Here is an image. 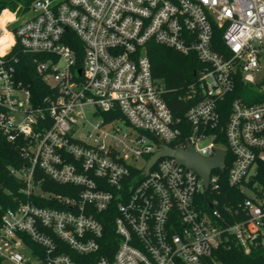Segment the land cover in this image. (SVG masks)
Returning <instances> with one entry per match:
<instances>
[{
	"label": "built area",
	"instance_id": "obj_1",
	"mask_svg": "<svg viewBox=\"0 0 264 264\" xmlns=\"http://www.w3.org/2000/svg\"><path fill=\"white\" fill-rule=\"evenodd\" d=\"M13 15L0 27L13 38L0 137L20 145L25 164L10 174L28 201L0 210V264H217L230 242L264 253V0H32ZM151 42L202 64L183 129ZM17 44L50 89L40 105L17 77ZM161 146L225 152L224 167L207 187L171 157L146 173ZM222 183L234 197L220 199Z\"/></svg>",
	"mask_w": 264,
	"mask_h": 264
},
{
	"label": "trees",
	"instance_id": "obj_2",
	"mask_svg": "<svg viewBox=\"0 0 264 264\" xmlns=\"http://www.w3.org/2000/svg\"><path fill=\"white\" fill-rule=\"evenodd\" d=\"M31 2L32 0H0V15L7 10L22 16L29 10ZM215 39L219 47L223 48L222 30L216 29ZM71 46L74 49H80L82 44L73 36ZM11 55L20 59L17 69L18 79L30 88L34 104H42L43 99L50 94V89L36 74L33 63L34 57L23 54L18 44ZM148 55L152 64L153 77L166 87V102L174 118L181 119L180 127L183 129V126H186L185 113L199 101L198 97L187 99V88L189 85L196 83L202 64L195 55L183 56L154 42L148 44ZM235 97L237 96L234 93L229 96L227 101L230 102ZM225 122L226 116H223V123ZM186 135H189V130H187V133H183V140L187 137ZM24 164L20 154V145L12 144L5 138L0 137V210L2 211L15 208L20 203L28 201L25 196L19 193L20 188L23 186L22 182L10 174L11 168H21ZM51 185L49 183L50 187ZM45 189H49V187H45ZM50 189L58 193H66L67 191L57 185L52 186ZM222 192L224 195L220 197L221 200L231 199L236 194L226 183H222ZM41 206L45 207L47 204L44 203ZM105 218L107 216H104V219L101 216L100 220L104 223L106 234H109V231L112 230V219L111 224H108ZM214 258L217 264H264V253L255 251L250 255H245L233 242L220 247L215 252ZM211 264L213 263L211 262Z\"/></svg>",
	"mask_w": 264,
	"mask_h": 264
},
{
	"label": "water",
	"instance_id": "obj_3",
	"mask_svg": "<svg viewBox=\"0 0 264 264\" xmlns=\"http://www.w3.org/2000/svg\"><path fill=\"white\" fill-rule=\"evenodd\" d=\"M161 151L156 153L149 161L146 168V173L149 172L150 168L162 157L174 158L180 165L185 166L188 169L195 170L205 182H207L209 174L213 168L223 169L224 159L226 156L225 152L218 151L217 154L212 158H203L198 155L195 150L190 147L188 150L172 149L168 146H161Z\"/></svg>",
	"mask_w": 264,
	"mask_h": 264
},
{
	"label": "rangeland",
	"instance_id": "obj_4",
	"mask_svg": "<svg viewBox=\"0 0 264 264\" xmlns=\"http://www.w3.org/2000/svg\"><path fill=\"white\" fill-rule=\"evenodd\" d=\"M14 13L11 14V12L9 13L7 10L3 11V13L0 15V27L4 28L5 24L8 21H12L14 18ZM12 29V26L10 25L9 27H7V30L10 31ZM8 31H3L0 30V35L3 34L0 37V45L3 46V49H6L8 47V44L10 43V41L12 40V35L8 32ZM207 142H204V144H206Z\"/></svg>",
	"mask_w": 264,
	"mask_h": 264
},
{
	"label": "bare ground",
	"instance_id": "obj_5",
	"mask_svg": "<svg viewBox=\"0 0 264 264\" xmlns=\"http://www.w3.org/2000/svg\"><path fill=\"white\" fill-rule=\"evenodd\" d=\"M13 43V38L10 41V43L8 44V47L6 49H3V46L0 45V54L3 55L5 53V51L12 45Z\"/></svg>",
	"mask_w": 264,
	"mask_h": 264
},
{
	"label": "crops",
	"instance_id": "obj_6",
	"mask_svg": "<svg viewBox=\"0 0 264 264\" xmlns=\"http://www.w3.org/2000/svg\"><path fill=\"white\" fill-rule=\"evenodd\" d=\"M9 12V11H8ZM10 13V12H9ZM12 14V13H11Z\"/></svg>",
	"mask_w": 264,
	"mask_h": 264
}]
</instances>
